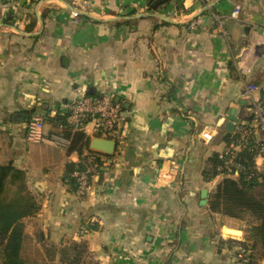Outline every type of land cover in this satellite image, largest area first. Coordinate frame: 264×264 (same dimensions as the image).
<instances>
[{"label": "crops", "instance_id": "crops-1", "mask_svg": "<svg viewBox=\"0 0 264 264\" xmlns=\"http://www.w3.org/2000/svg\"><path fill=\"white\" fill-rule=\"evenodd\" d=\"M149 1L0 0V164L27 173L41 204L28 231L51 244L86 242L100 264H239L246 229L209 205L238 177L206 173L264 89V0ZM104 95L122 108L125 141L79 196L66 173L89 152L54 144L63 129L49 117ZM41 117L34 143L28 126Z\"/></svg>", "mask_w": 264, "mask_h": 264}, {"label": "trees", "instance_id": "trees-1", "mask_svg": "<svg viewBox=\"0 0 264 264\" xmlns=\"http://www.w3.org/2000/svg\"><path fill=\"white\" fill-rule=\"evenodd\" d=\"M155 0L148 3L149 9ZM30 120V118H29ZM54 125L63 127L62 135L71 140L69 152L80 155L90 149V139L81 131H73L68 115L58 113L49 117ZM241 161L253 168V154L243 152ZM218 156L212 159V170L206 178L218 175ZM68 166L66 179L75 185ZM210 209L227 217L243 219L251 217L247 230L251 251L250 264L264 260V174L260 179L248 181L245 175L238 180L225 178L210 195ZM41 209L37 197L30 191L27 173L11 163L0 164V256L2 264H100L92 255L86 242H68L61 246L49 243L40 230L28 231L27 222L33 221Z\"/></svg>", "mask_w": 264, "mask_h": 264}, {"label": "built area", "instance_id": "built-area-1", "mask_svg": "<svg viewBox=\"0 0 264 264\" xmlns=\"http://www.w3.org/2000/svg\"><path fill=\"white\" fill-rule=\"evenodd\" d=\"M241 7L237 6L230 18L238 19ZM194 28L195 24L191 23ZM258 87L249 84L246 86L243 97L251 99ZM67 115L73 125V131H81L94 139L113 141L116 146L123 145L125 141L124 121L121 106L110 96H84L67 104ZM251 123L238 124L235 130V139L230 147L218 154L219 173L228 177L245 175L248 181L260 179L264 174V89L258 100H254L251 108ZM46 122L43 117L35 118L28 126L27 138L38 143L43 139V130ZM62 129L63 127L60 126ZM203 139L211 141L212 136L203 133ZM52 142L57 146H68L71 141L60 135H54ZM94 151V150H93ZM253 154V168L246 167L241 161L243 152ZM103 152L94 151L86 156L84 167L77 169L75 179L76 193L86 196L91 191L93 180L104 171L107 162L102 156ZM172 180V176L160 175L158 181ZM237 260L239 264H250L251 251L244 245H238Z\"/></svg>", "mask_w": 264, "mask_h": 264}, {"label": "water", "instance_id": "water-1", "mask_svg": "<svg viewBox=\"0 0 264 264\" xmlns=\"http://www.w3.org/2000/svg\"><path fill=\"white\" fill-rule=\"evenodd\" d=\"M169 2V0H156L153 3V8H158L160 5H163L165 3ZM228 130L230 132L234 131V124L232 122H230L228 124ZM91 150L94 151H100V152H104L106 154H113L116 148V144L113 141H109V140H102V139H94L91 142ZM201 197H202V205L205 206L207 205V197H208V191L203 189L201 192Z\"/></svg>", "mask_w": 264, "mask_h": 264}, {"label": "rangeland", "instance_id": "rangeland-1", "mask_svg": "<svg viewBox=\"0 0 264 264\" xmlns=\"http://www.w3.org/2000/svg\"><path fill=\"white\" fill-rule=\"evenodd\" d=\"M221 217L222 219L223 218H231V217H227V216H224L222 214H218V217ZM244 218L243 219H237V218H232V219H236L240 222V226H244V228L246 229V231L249 229L250 227V220H251V217L246 214V215H243ZM35 230H36V227H35ZM32 233V230L30 231ZM0 264H2V260H1V256H0Z\"/></svg>", "mask_w": 264, "mask_h": 264}]
</instances>
